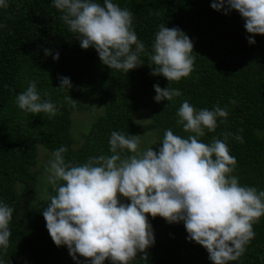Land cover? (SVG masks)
<instances>
[{"label":"trees","instance_id":"16d2710c","mask_svg":"<svg viewBox=\"0 0 264 264\" xmlns=\"http://www.w3.org/2000/svg\"><path fill=\"white\" fill-rule=\"evenodd\" d=\"M95 2L103 5V0ZM112 2L133 13V29L148 53L161 24L182 30L193 42L194 70L187 78L168 82L151 74L154 65L145 53L140 54L143 65L127 73L110 69L94 48L80 47L79 35L62 21L53 0H7L8 7L0 8V24L5 25L0 28V202L14 211L9 246L0 249L3 264H91L79 254L73 260L67 247H57L46 229L42 211L55 190L47 182L38 198L36 184L39 175H48L44 169L52 157L38 162L37 146L51 155L64 146L66 162L83 164L89 157L112 154L113 131L141 135L146 128L150 147L158 151L166 129L183 138L190 134L177 124L176 113L184 100L196 109H228L227 122L218 118L215 132L205 130L200 139L210 143L213 136L223 140L222 132L233 133L226 141L237 161L232 175L241 186L264 191V35L253 36L255 43L249 44L251 34L240 14L214 10L213 0ZM56 53L58 60L53 59ZM59 77H68L72 87L59 88ZM33 80L41 98L59 109L51 119L44 113H27L15 103L16 95ZM156 84L179 89L182 95L156 102ZM68 95L78 102L74 108L65 101ZM79 112L85 128L74 134L72 117ZM235 135L244 142L236 141ZM121 155L131 153L124 150ZM147 218L154 243L146 249V261L138 252L130 264H212L206 249L187 239L183 222ZM253 230L255 237L244 254L228 264H264V216ZM104 264L112 262L106 259Z\"/></svg>","mask_w":264,"mask_h":264},{"label":"clouds","instance_id":"9594fccd","mask_svg":"<svg viewBox=\"0 0 264 264\" xmlns=\"http://www.w3.org/2000/svg\"><path fill=\"white\" fill-rule=\"evenodd\" d=\"M53 6L69 30L79 35L80 47L94 48L110 69L127 73L143 65L140 54L145 53L154 65L151 74L168 82L187 78L194 70L193 42L178 27L161 24L148 53L133 29V13L112 0H103V5L95 0H53ZM7 7V0H0V8ZM211 7L224 9L226 15L236 10L251 34L249 44L255 43L253 36L264 35V0H213ZM49 54L46 49L45 55ZM53 59L58 60L59 53ZM58 79L59 88L72 87L68 77ZM153 88L156 102L182 95L179 89H162L158 84ZM65 101L73 108L78 103L69 95ZM15 103L27 113H44L50 119L59 112L50 99L41 98L35 80L16 95ZM228 114L226 107L196 109L184 100L176 113L177 124L190 134L183 138L166 129L158 151L152 147L141 151L140 135L117 131L110 135V156L74 164L65 160L66 147L55 150L45 168L55 195L47 196L50 202L42 211L54 244L66 246L73 260L79 254L91 264H104L106 259L130 264L138 252L144 253L141 259L146 261V249L154 243L150 215L168 223L183 222L187 239L204 247L212 264L240 258L255 237L253 225L264 216V191L241 186L232 175L237 161L226 141L233 133L222 132L223 140L213 136L210 143L200 139L205 130L215 132L218 118L226 123ZM234 139L244 142L241 135ZM124 150L131 155L122 156ZM120 197L130 203H122ZM13 211L0 202V249L4 251Z\"/></svg>","mask_w":264,"mask_h":264},{"label":"rangeland","instance_id":"374dc122","mask_svg":"<svg viewBox=\"0 0 264 264\" xmlns=\"http://www.w3.org/2000/svg\"><path fill=\"white\" fill-rule=\"evenodd\" d=\"M72 118H73V124L71 125V131L72 133L76 134L80 128L83 129V127L85 126L83 125V121H85L83 119L84 114L82 112L75 113L73 114ZM87 123L88 122L86 121V124ZM150 138H151L150 132L147 131L146 128H143L142 134L140 135V140H141L140 147L142 148L140 149L141 151H144L150 147V143H151ZM47 156H49L50 158L52 157V155L43 146H37V156H36L37 161L41 162L43 159L47 158ZM38 177L39 179L36 184V190H37L38 198H42L44 194L45 184L47 183V179H46L47 176L41 174ZM120 200L122 203H130V201H128L124 197H120Z\"/></svg>","mask_w":264,"mask_h":264}]
</instances>
